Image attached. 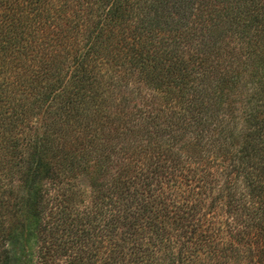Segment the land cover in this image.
Instances as JSON below:
<instances>
[{"label": "trees", "instance_id": "16d2710c", "mask_svg": "<svg viewBox=\"0 0 264 264\" xmlns=\"http://www.w3.org/2000/svg\"><path fill=\"white\" fill-rule=\"evenodd\" d=\"M63 257L264 264V0H0V264Z\"/></svg>", "mask_w": 264, "mask_h": 264}, {"label": "rangeland", "instance_id": "374dc122", "mask_svg": "<svg viewBox=\"0 0 264 264\" xmlns=\"http://www.w3.org/2000/svg\"><path fill=\"white\" fill-rule=\"evenodd\" d=\"M240 99L245 100V98H237V101H240ZM237 108H241V105H237ZM240 112L241 111L239 110L238 115L236 116L234 120H226L222 123H212L210 126H208V129H207L208 135L206 136V139L203 141V144H205L207 149L216 150V147H218L219 145H216L215 141L218 138H221L222 140H224L228 145L232 143L234 146L242 145L241 143L245 141L247 134H246V130L242 129L244 118L242 114H239ZM214 153L215 151H212V154ZM220 161L221 160L219 159L218 162ZM59 193H62V192L59 191ZM86 201H87L86 204H88L89 199H87ZM77 207H81V209L83 210L87 208V205H81L80 200H79V204L77 205ZM74 254L75 252L68 253V255H74ZM67 257H70V256H67ZM68 260H69L68 258L63 257L61 261H57V263L55 264H64L65 262H68Z\"/></svg>", "mask_w": 264, "mask_h": 264}]
</instances>
